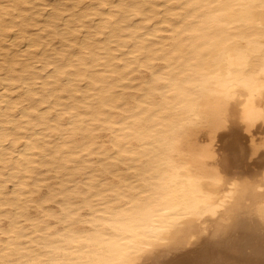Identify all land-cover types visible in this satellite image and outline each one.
Returning a JSON list of instances; mask_svg holds the SVG:
<instances>
[{
	"label": "bare ground",
	"instance_id": "obj_1",
	"mask_svg": "<svg viewBox=\"0 0 264 264\" xmlns=\"http://www.w3.org/2000/svg\"><path fill=\"white\" fill-rule=\"evenodd\" d=\"M217 2L0 0V216L9 223L0 227L7 235L0 237V261L56 256V249L74 246L72 219L86 228L90 217L105 215L124 191L138 187L161 204L177 193L203 194L221 219L232 213L227 243L198 235L152 259L264 264V120L249 119L264 112V61L255 56L245 65L233 50L229 69L218 44L224 22L212 21L202 7L189 8ZM227 22L234 35L242 34L236 20ZM181 68L193 78L182 79ZM169 121L189 122L194 145H208L210 158L191 175L165 163L160 175L146 176L148 158L163 157ZM101 131L110 132L106 144ZM21 139L23 150L16 146ZM183 167L177 160L176 169ZM217 178L242 189L233 197ZM30 204L39 216L29 215ZM201 219L203 228L216 217Z\"/></svg>",
	"mask_w": 264,
	"mask_h": 264
},
{
	"label": "snow or ice",
	"instance_id": "obj_2",
	"mask_svg": "<svg viewBox=\"0 0 264 264\" xmlns=\"http://www.w3.org/2000/svg\"><path fill=\"white\" fill-rule=\"evenodd\" d=\"M192 7H202V12L211 13L209 18L212 21L224 22L218 44L220 57L228 63L229 69L235 62L233 50H240V59L245 65L255 56L264 61V0H218L214 4L189 6ZM229 18L241 25L238 29L241 35L233 34L237 29L227 22ZM251 32H258L259 35H247ZM178 71L182 72V79L193 78L192 72L182 68ZM199 75L196 74L197 77ZM259 79L264 81V63L261 64ZM168 82L165 80V83ZM176 83L180 85L182 80H177ZM183 91L187 94L189 90ZM261 92L264 93V86L261 87ZM217 104L222 114V94ZM197 106L193 103L189 107L195 111ZM256 118L264 120V112L258 115L249 114L250 120ZM169 125L170 131L165 133L162 142L165 149L163 157L157 155L154 159L148 158L150 171L146 170V176L160 175L163 171L161 165L165 163L174 170L185 171L191 175L192 170L198 168L201 161L210 158L208 145H194L189 122L176 126L174 122L169 121ZM177 160L184 165L182 169H176ZM164 175L167 176L168 173L164 172ZM215 182L227 184L232 189L233 197L242 189L238 181L229 184L226 179L217 178ZM168 199V203L161 204L146 189L138 187L124 191L120 200L105 208V215L90 217L91 223L86 228L75 227L79 218L69 222L74 225L72 232L68 234L74 246L58 248L56 256L30 260L24 264H161L159 260L151 257L173 248L186 247L194 242L198 235L207 234L220 243L229 241L232 213L221 219L210 198L203 194L196 199H188L177 193ZM220 207H224V202H221ZM224 210L227 212L228 208L224 207ZM209 214L216 219L202 228L201 217ZM260 215L264 218V208L261 209ZM146 222H155L160 226L155 229L141 227ZM0 264L17 262L9 259L0 261Z\"/></svg>",
	"mask_w": 264,
	"mask_h": 264
},
{
	"label": "rangeland",
	"instance_id": "obj_3",
	"mask_svg": "<svg viewBox=\"0 0 264 264\" xmlns=\"http://www.w3.org/2000/svg\"><path fill=\"white\" fill-rule=\"evenodd\" d=\"M94 20H96L97 21V17H95V18H93ZM46 104H42L41 106H42V108L45 106ZM39 128H36V130H38ZM102 132V131H101ZM101 134H102V136H101ZM43 136H40V138H42ZM100 137H102L101 139L105 142V144L106 143H108V141L110 140V137H111V135H110V132L109 131H103L102 133H100ZM43 139V138H42ZM17 146V148H19V149H21V150H23V148L24 147H26L25 146V140H23V139H21L20 141H19V143L16 145ZM94 159V158H93ZM48 174L46 173V175L44 174V176H47ZM83 177H85L84 175L83 176H81L80 177V179L82 178L83 179ZM77 178H79V176H77L76 177V180H78ZM29 180V179H28ZM48 181H49V179H48ZM46 183H47V181H46ZM12 184L11 183H9V188L11 187L12 188V186H11ZM46 188L45 187H42L41 188V190H42V193H44L46 190H45ZM41 192V191H40ZM41 193V194H42ZM34 196H36V194L34 195ZM33 196V197H34ZM56 200H58V199H56ZM47 205H48V207L50 208V209H53V210H55V211H58V204L56 203V201H49L48 203H47ZM28 213H29V215L30 216H33V217H37V216H39L40 214L37 212V210L35 209V207H34V205L33 204H30V207L28 208ZM83 213H85V212H83ZM1 217V224H0V227H3V228H6L8 225H9V223H8V221H6V219H3L2 220V217L3 216H0ZM19 220V219H18ZM45 220H46V218H45ZM48 220V222L50 223V225H52V226H56V227H59V228H61L62 227V224L61 223H58L57 221H55V220H52V219H47ZM20 221H22V218H20V220H19V222ZM25 222H27V221H25ZM24 221H22V222H20V225H29V222L28 223H25ZM25 223V224H24ZM6 225V226H5ZM5 226V227H4ZM0 237L1 238H6L7 237V235H5L4 233L2 234L1 232H0Z\"/></svg>",
	"mask_w": 264,
	"mask_h": 264
}]
</instances>
